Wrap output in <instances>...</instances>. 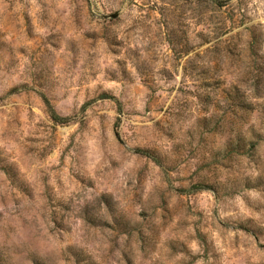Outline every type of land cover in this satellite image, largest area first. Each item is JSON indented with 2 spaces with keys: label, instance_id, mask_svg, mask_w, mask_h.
<instances>
[{
  "label": "rangeland",
  "instance_id": "1",
  "mask_svg": "<svg viewBox=\"0 0 264 264\" xmlns=\"http://www.w3.org/2000/svg\"><path fill=\"white\" fill-rule=\"evenodd\" d=\"M0 264H264V0H0Z\"/></svg>",
  "mask_w": 264,
  "mask_h": 264
},
{
  "label": "trees",
  "instance_id": "2",
  "mask_svg": "<svg viewBox=\"0 0 264 264\" xmlns=\"http://www.w3.org/2000/svg\"><path fill=\"white\" fill-rule=\"evenodd\" d=\"M48 111L50 113V117H51L52 121L55 122L56 124H63L67 121V118H62V117H59L58 115H56V113L50 107V105H48Z\"/></svg>",
  "mask_w": 264,
  "mask_h": 264
}]
</instances>
